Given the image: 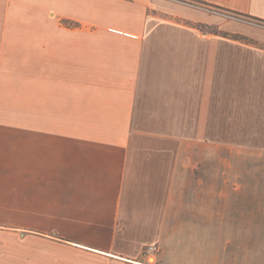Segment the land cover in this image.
I'll use <instances>...</instances> for the list:
<instances>
[{"label": "crops", "instance_id": "0c3cea01", "mask_svg": "<svg viewBox=\"0 0 264 264\" xmlns=\"http://www.w3.org/2000/svg\"><path fill=\"white\" fill-rule=\"evenodd\" d=\"M194 1L0 0V264H264V0Z\"/></svg>", "mask_w": 264, "mask_h": 264}, {"label": "rangeland", "instance_id": "374dc122", "mask_svg": "<svg viewBox=\"0 0 264 264\" xmlns=\"http://www.w3.org/2000/svg\"><path fill=\"white\" fill-rule=\"evenodd\" d=\"M208 8V7H207ZM212 11H215L217 13H221L229 18H233V19H239V20H242V21H245V22H248V23H251V24H254V25H258V26H261V27H264V23H261V22H257V21H254L252 19H249V18H245V17H241V16H237V15H234V14H231V13H227L225 11H221V10H218L216 8H211Z\"/></svg>", "mask_w": 264, "mask_h": 264}, {"label": "trees", "instance_id": "16d2710c", "mask_svg": "<svg viewBox=\"0 0 264 264\" xmlns=\"http://www.w3.org/2000/svg\"><path fill=\"white\" fill-rule=\"evenodd\" d=\"M177 1H180V2H183V3L192 4V5H200V4L202 5L203 4L202 2H198V1H194V0H177ZM204 5H206V4H204ZM206 7H208L210 10L212 8L211 6H207V5H206ZM216 9L221 10V11H225L227 13H231V14H234V15H237V16L249 18V17H246V16H242L241 14H237L235 12H229V11L221 9V8H216ZM249 19H252V18H249ZM254 21L261 22V21H258V20H254ZM261 23H264V22H261Z\"/></svg>", "mask_w": 264, "mask_h": 264}, {"label": "built area", "instance_id": "2783aa9c", "mask_svg": "<svg viewBox=\"0 0 264 264\" xmlns=\"http://www.w3.org/2000/svg\"><path fill=\"white\" fill-rule=\"evenodd\" d=\"M149 250L152 251V252H156L157 251V247L151 246V247H149Z\"/></svg>", "mask_w": 264, "mask_h": 264}]
</instances>
